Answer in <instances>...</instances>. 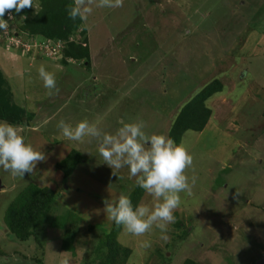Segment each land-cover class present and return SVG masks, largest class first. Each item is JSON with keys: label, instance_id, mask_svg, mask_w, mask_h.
Returning <instances> with one entry per match:
<instances>
[{"label": "rangeland", "instance_id": "374dc122", "mask_svg": "<svg viewBox=\"0 0 264 264\" xmlns=\"http://www.w3.org/2000/svg\"><path fill=\"white\" fill-rule=\"evenodd\" d=\"M13 15L6 22L10 35L0 33L9 59L25 70L17 83L8 77L13 72L2 68L14 104L26 111L25 122L13 125L46 159L37 163L34 176L0 168V264H38L36 258L58 264L61 257H70V264H92L113 224L103 201L130 195L137 186L127 167L113 175L94 140L63 137L57 127L61 119L73 126L86 119L109 133L122 120L142 119L147 132L169 137L181 107L214 79L224 88L207 101L213 111L207 126L185 132L179 143L193 157L186 174L196 182L191 194L180 193L169 239L162 240L158 229L135 237L121 227L118 241L131 249L126 264L264 260V0H123L118 8L93 6L88 20L65 40H35L31 47L21 39L15 42L21 46L12 43L11 50ZM71 45L87 54L66 56ZM41 65L55 74L58 93L48 95L38 77ZM72 149L80 150L83 160L65 177L56 163ZM31 182L51 187L57 199L37 235L20 241L4 217ZM152 199L144 192L140 202L151 205ZM70 214L80 219L74 224ZM62 223L74 228L73 249H63L67 230ZM143 241L151 247H143Z\"/></svg>", "mask_w": 264, "mask_h": 264}, {"label": "clouds", "instance_id": "9594fccd", "mask_svg": "<svg viewBox=\"0 0 264 264\" xmlns=\"http://www.w3.org/2000/svg\"><path fill=\"white\" fill-rule=\"evenodd\" d=\"M93 6L113 9L122 7L123 0H72L66 10L73 21L79 19L86 22ZM26 8H34L38 14L39 6L33 0H0V31L6 32L9 27L3 18L5 13L12 19L14 12L19 13ZM10 47L13 50L14 46ZM37 71L48 95H52L53 91L58 93L55 74L47 71L44 65ZM120 124L114 133L106 132L98 123L86 119L74 126L61 119L57 127L70 141L83 143L86 138L89 142L94 140L98 156L112 169L113 175L127 167L129 178H135V184L153 198L151 205L140 202L134 206L129 195L120 193L116 197L111 196V199L103 201L107 219L135 237L158 229L160 238L167 242L168 226L175 223L174 212L181 205L180 193L191 194L196 182L195 176L190 182L186 174L193 164V157L183 144L164 134L147 132V125L142 119L122 120ZM45 159L42 151L25 142L16 126L0 121V168L16 176H34L37 163ZM142 246L148 248L151 243L143 241ZM58 264H70V257H61Z\"/></svg>", "mask_w": 264, "mask_h": 264}, {"label": "trees", "instance_id": "16d2710c", "mask_svg": "<svg viewBox=\"0 0 264 264\" xmlns=\"http://www.w3.org/2000/svg\"><path fill=\"white\" fill-rule=\"evenodd\" d=\"M37 1L40 4L38 14L35 13L33 8L23 9L19 13L14 12L16 15L17 37L24 39L23 43L33 44L35 40L41 42L43 40L59 38L65 40L70 32L76 30L81 25L82 22L79 19L73 21L68 16L66 7L72 3V0ZM33 2L35 4L34 0ZM18 14H22V18H18L20 17H17ZM69 48L71 52H66L68 54L66 56L77 58L83 57L84 52L87 54L86 49L83 52V49H78L75 45H71ZM65 58L67 59V57ZM66 59L63 58L61 62L66 63ZM223 88L222 81L214 79L186 102L179 110L170 127L169 137L179 144L185 132L189 130L202 132L213 113L207 101L215 94L221 92ZM25 114L26 111L24 109L14 104L10 80L0 70V120L19 125L25 122L23 120ZM82 160L81 151L72 149L63 160L56 163V169L61 171L65 177H69L75 172ZM143 193L144 190L138 186H135L130 193L129 196L134 206L141 201ZM56 199V191L49 186H42L31 182L22 188L9 203L5 212L4 221L10 234H13L20 241H27L32 236H36L37 227L44 222ZM69 219L75 224L80 218L74 216V214H70ZM64 223L61 226H63L65 231L67 230V235L64 239L63 249H73V233L75 231L72 230L74 228L65 226ZM120 230L121 226H117L113 222L110 231L105 233L104 238L97 245L94 257L91 259L92 264H126L130 257L131 249L122 246L118 241ZM68 233L70 234L68 235ZM35 261L38 264H43L41 258H36ZM193 263L191 260L187 262V264Z\"/></svg>", "mask_w": 264, "mask_h": 264}, {"label": "crops", "instance_id": "0c3cea01", "mask_svg": "<svg viewBox=\"0 0 264 264\" xmlns=\"http://www.w3.org/2000/svg\"><path fill=\"white\" fill-rule=\"evenodd\" d=\"M8 55H9V50H7V49H5L3 47L2 43H1V40H0V70L2 71V68L7 69L8 71L11 70V72H13V74L12 73L8 74V77L9 78H15V80H17V83H19V81L22 80V77H23V75L25 73V70L21 71V72H23V75L21 77L20 76L21 72H20L19 68H17L15 66V64L13 63L14 61H11L9 59ZM13 55H15V54H13ZM15 61H17V60L15 59ZM4 74L7 77V73H4ZM15 75H17V76H15Z\"/></svg>", "mask_w": 264, "mask_h": 264}, {"label": "built area", "instance_id": "2783aa9c", "mask_svg": "<svg viewBox=\"0 0 264 264\" xmlns=\"http://www.w3.org/2000/svg\"><path fill=\"white\" fill-rule=\"evenodd\" d=\"M14 16V15H13ZM5 20H6V22L8 23L11 19H9V16H8V14L7 13H5V15H4V17H3ZM9 20V21H8ZM2 31H0V33H1ZM5 34H7V35H10V34H8V33H10V31H8V33H6V32H4ZM13 33V36L14 37H11V36H8V38H9V41H10V46H11V44L12 43H14L15 45H19L18 43H15V42H18V41H20L19 40V38L16 36V29H15V33L14 32H12ZM47 43H49V42H47ZM8 44V43H7ZM34 45V43L33 44H31V47ZM8 46H9V44H8ZM21 46V45H20Z\"/></svg>", "mask_w": 264, "mask_h": 264}, {"label": "water", "instance_id": "95a60500", "mask_svg": "<svg viewBox=\"0 0 264 264\" xmlns=\"http://www.w3.org/2000/svg\"><path fill=\"white\" fill-rule=\"evenodd\" d=\"M2 187H3V186H2V182H1V178H0V189H1ZM257 264H264V260L259 261Z\"/></svg>", "mask_w": 264, "mask_h": 264}]
</instances>
